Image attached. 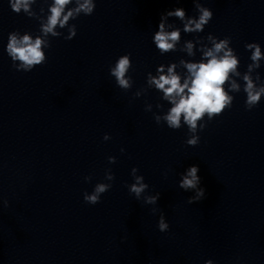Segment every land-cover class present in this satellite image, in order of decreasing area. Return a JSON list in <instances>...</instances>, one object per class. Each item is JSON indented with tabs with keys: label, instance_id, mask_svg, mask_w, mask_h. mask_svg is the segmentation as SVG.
<instances>
[{
	"label": "clouds",
	"instance_id": "clouds-1",
	"mask_svg": "<svg viewBox=\"0 0 264 264\" xmlns=\"http://www.w3.org/2000/svg\"><path fill=\"white\" fill-rule=\"evenodd\" d=\"M46 2V0H45ZM36 0H9L12 11L19 14L23 11L29 17H36L37 13L32 10V5ZM198 16L190 17L183 8L169 10L162 14L158 25V30L153 35V43L161 55L177 51V44L181 40V29L169 23L170 17L179 19L183 24L184 33H200L204 31L206 25L213 19V11L205 7L200 0H193ZM69 5H74L68 7ZM96 7L95 0H52L49 5L46 23H42L40 32L43 37L51 34L53 37H59L61 32L56 31L57 26L64 29L67 27L68 35L64 38L71 40L76 36V25L69 24L81 14L91 15ZM43 11V9H41ZM168 29V30H166ZM208 43H204V41ZM200 45L199 51L202 53L199 62H188L184 59L179 60V64L186 69V75L183 77L177 72V63H170L166 70L165 65L160 64L156 69V74L151 72L147 74V86L149 89L154 88L162 93V100L167 101L171 106L167 112L162 115H154L157 124L166 123L167 127L173 130L180 129L186 125L190 133L186 144L195 147L199 143L198 131L206 127V123H201L205 117L211 121L216 116L232 106L234 97L230 93L241 91V84L236 82L233 77H240L238 71L240 60L231 45V38L224 37L219 39L209 33L206 38L197 36L195 39ZM43 47H50V43L41 36L35 39L25 33L19 35L17 31L9 33L6 52L13 62V67L18 71L30 72L38 65L46 62ZM193 42L188 41L183 50L187 51L188 56L193 57ZM246 50L251 51L247 71L244 73L242 80L243 91L246 93L245 106L248 110L256 107L264 96V84H258L260 76L257 73L255 80L251 73L254 69L260 68L261 60H264L261 46L259 43L252 42L245 44ZM132 68L130 54L120 56L115 65L110 68V75L115 78L119 88L127 91L132 88L133 80L128 75ZM140 96V92L134 94ZM161 107V105H157ZM146 111L151 110L149 105ZM110 136L105 134L104 140H109ZM123 152V149H121ZM115 157H108L109 163H115ZM137 168L131 170L134 182L128 187L129 193L134 194L137 200L146 192L149 185L144 182V177L137 175ZM199 166L191 165L184 173L181 174L178 186L184 191H192L193 196L188 198V203H195L205 197V189L200 186L201 178L198 175ZM92 177H85L86 181H91ZM105 179L112 181L114 175L111 170L105 173ZM110 183H97L91 193H84L86 203L95 205L100 202L101 195L111 188ZM160 198V194L143 196L146 204L155 205ZM8 202L5 200L4 205ZM153 213L157 209H152ZM158 229L161 232L169 230V224L161 212ZM205 264H213L211 259L205 261Z\"/></svg>",
	"mask_w": 264,
	"mask_h": 264
}]
</instances>
